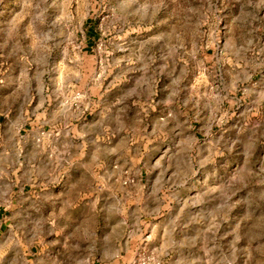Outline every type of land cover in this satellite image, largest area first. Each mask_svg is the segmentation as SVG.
Listing matches in <instances>:
<instances>
[{"label": "rangeland", "instance_id": "1", "mask_svg": "<svg viewBox=\"0 0 264 264\" xmlns=\"http://www.w3.org/2000/svg\"><path fill=\"white\" fill-rule=\"evenodd\" d=\"M40 105L95 169L48 183L15 264H264V0H0V114Z\"/></svg>", "mask_w": 264, "mask_h": 264}, {"label": "crops", "instance_id": "2", "mask_svg": "<svg viewBox=\"0 0 264 264\" xmlns=\"http://www.w3.org/2000/svg\"><path fill=\"white\" fill-rule=\"evenodd\" d=\"M89 43L90 40H88ZM41 110L42 105L35 108V111L31 114L32 121L28 124L29 129L25 127L14 129L13 127L17 120L23 119V111L18 112L15 117L10 114H0V116H3L4 122L8 123L7 127L4 124L0 128V264H15L20 256V250L17 246L25 239L28 224L40 225L42 222H38L37 219L44 217V210L47 219H50L48 209L44 203L47 198L44 195L47 193L59 194L60 187L53 186L54 189L52 190L48 183H53L51 181L59 177H67L69 173L76 170L95 169L86 164V160L91 157L89 150L81 157L69 154L70 150H68V156L62 159L49 156V149L52 144L49 143L50 141H44L41 133V125L44 124ZM59 116L64 117L61 113H59ZM66 119L68 120L70 117L67 115ZM98 128L105 130V123H99ZM93 133V130H88L83 140L88 142ZM68 136L70 138L67 144L70 143L69 146L72 148L75 144L72 139L76 138L75 133L68 132ZM28 147L34 149V156L27 157ZM94 161H98V169L101 170L102 168L101 173L106 176L108 168L106 160L102 162L95 158ZM35 194L40 197H35L34 201L27 200L28 197ZM51 202L55 207H58L59 203L62 206L65 204L64 201ZM30 208L35 211L33 216L36 217V222L31 223L28 220L26 222L27 211ZM23 255H26L25 251H23ZM114 257V260L109 264H124L121 257Z\"/></svg>", "mask_w": 264, "mask_h": 264}, {"label": "built area", "instance_id": "3", "mask_svg": "<svg viewBox=\"0 0 264 264\" xmlns=\"http://www.w3.org/2000/svg\"><path fill=\"white\" fill-rule=\"evenodd\" d=\"M130 264H162V262L151 253L141 252Z\"/></svg>", "mask_w": 264, "mask_h": 264}]
</instances>
